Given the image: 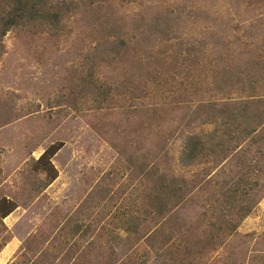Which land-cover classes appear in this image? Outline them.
I'll list each match as a JSON object with an SVG mask.
<instances>
[{
    "label": "rangeland",
    "instance_id": "1",
    "mask_svg": "<svg viewBox=\"0 0 264 264\" xmlns=\"http://www.w3.org/2000/svg\"><path fill=\"white\" fill-rule=\"evenodd\" d=\"M53 1L0 50V264H264V0Z\"/></svg>",
    "mask_w": 264,
    "mask_h": 264
},
{
    "label": "trees",
    "instance_id": "2",
    "mask_svg": "<svg viewBox=\"0 0 264 264\" xmlns=\"http://www.w3.org/2000/svg\"><path fill=\"white\" fill-rule=\"evenodd\" d=\"M62 8L63 7L60 3H54L53 0H0V50L3 46V38L9 31L13 30L14 28L27 29V27H32V24L33 26H54V28L60 26L64 16ZM108 42V40L105 41V44H107ZM114 44L115 43L111 42V45ZM104 47L106 49L104 51L106 54L108 50H112L113 48L112 46ZM114 52H116V48L113 50V53ZM108 57L113 58V56L111 55H108ZM98 65L99 64H96L95 66ZM233 132L234 131L230 132L231 136L228 141L241 140V138L244 136V133H249V129L243 128L240 131H236L235 135ZM215 138L216 136L214 137V139ZM224 142V140H221V142L217 144L220 145L221 150H219L220 153H218V155H216L214 158H217L221 153H225L227 151ZM59 148L49 147L48 149L51 150V155L49 156V158L51 156L53 157L58 152ZM189 148L190 152L188 155L190 156L191 160L194 161L200 158L201 154L204 151V143L199 135H191L188 137L184 149L185 151H187ZM43 156L44 154L40 158L42 160H38V163L39 161H43L45 163V166L40 167V164L37 168L44 171L46 177L49 179V182H51L57 176L56 168L51 162L52 157L50 158V160L48 158L47 160H44L45 156ZM223 158H226L225 154ZM251 167L252 165L248 166V173L244 171L236 173V176L232 178V185H229L228 183L222 185V188H229V191L232 192V206L236 204L242 205V208L237 212L240 220H243L252 208V205L250 203L253 200L251 193L255 190L254 187L256 186V184L253 183L254 176L252 175V173H250ZM161 174L162 173L158 175L159 181L157 182L158 194L161 195V197L158 199L159 205L160 202L164 201L163 196L170 195L166 192H178L181 188L178 185L179 179L172 178L171 180H169L165 174ZM247 175H249V179ZM174 181H176V183H173ZM175 194L177 193H174V195ZM11 210L12 209L7 208L3 210L4 212L1 211L3 212L1 216H7L11 212ZM236 226V222L233 221L232 232L235 230Z\"/></svg>",
    "mask_w": 264,
    "mask_h": 264
}]
</instances>
